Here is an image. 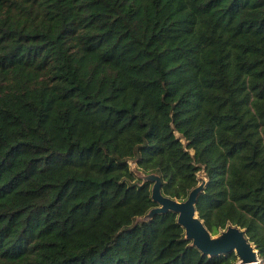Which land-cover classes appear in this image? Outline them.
I'll return each mask as SVG.
<instances>
[{
    "label": "trees",
    "instance_id": "trees-1",
    "mask_svg": "<svg viewBox=\"0 0 264 264\" xmlns=\"http://www.w3.org/2000/svg\"><path fill=\"white\" fill-rule=\"evenodd\" d=\"M151 175L264 261V0H0V264H238Z\"/></svg>",
    "mask_w": 264,
    "mask_h": 264
},
{
    "label": "water",
    "instance_id": "water-1",
    "mask_svg": "<svg viewBox=\"0 0 264 264\" xmlns=\"http://www.w3.org/2000/svg\"><path fill=\"white\" fill-rule=\"evenodd\" d=\"M145 179L154 182L152 198L159 205L150 212L149 217L170 211L177 214L178 223L185 229L186 238L193 241L192 245L204 255L226 256L235 252L242 264H251L258 260L259 253L244 230L229 226L219 235L214 236L199 218L196 204L204 188V182L191 191L187 200L178 201L162 194V180L159 176L151 175Z\"/></svg>",
    "mask_w": 264,
    "mask_h": 264
},
{
    "label": "built area",
    "instance_id": "built-area-1",
    "mask_svg": "<svg viewBox=\"0 0 264 264\" xmlns=\"http://www.w3.org/2000/svg\"><path fill=\"white\" fill-rule=\"evenodd\" d=\"M238 264H242V262L239 260ZM251 264H264V261L258 256V260Z\"/></svg>",
    "mask_w": 264,
    "mask_h": 264
},
{
    "label": "rangeland",
    "instance_id": "rangeland-1",
    "mask_svg": "<svg viewBox=\"0 0 264 264\" xmlns=\"http://www.w3.org/2000/svg\"><path fill=\"white\" fill-rule=\"evenodd\" d=\"M199 178L203 180V177L201 175L199 176Z\"/></svg>",
    "mask_w": 264,
    "mask_h": 264
}]
</instances>
